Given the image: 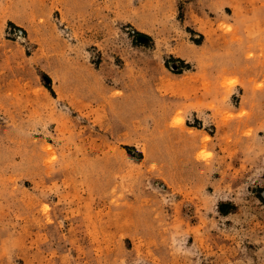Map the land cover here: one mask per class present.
I'll list each match as a JSON object with an SVG mask.
<instances>
[{
  "label": "rangeland",
  "instance_id": "374dc122",
  "mask_svg": "<svg viewBox=\"0 0 264 264\" xmlns=\"http://www.w3.org/2000/svg\"><path fill=\"white\" fill-rule=\"evenodd\" d=\"M0 264H264V0H0Z\"/></svg>",
  "mask_w": 264,
  "mask_h": 264
}]
</instances>
